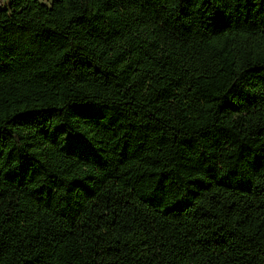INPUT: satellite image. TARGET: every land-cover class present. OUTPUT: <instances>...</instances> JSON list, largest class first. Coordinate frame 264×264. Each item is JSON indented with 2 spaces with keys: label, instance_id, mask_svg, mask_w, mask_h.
<instances>
[{
  "label": "trees",
  "instance_id": "16d2710c",
  "mask_svg": "<svg viewBox=\"0 0 264 264\" xmlns=\"http://www.w3.org/2000/svg\"><path fill=\"white\" fill-rule=\"evenodd\" d=\"M0 264H264V0H0Z\"/></svg>",
  "mask_w": 264,
  "mask_h": 264
}]
</instances>
